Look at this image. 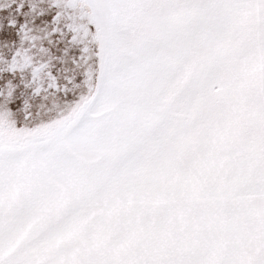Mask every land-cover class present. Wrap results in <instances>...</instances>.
Here are the masks:
<instances>
[{"label":"snow or ice","instance_id":"snow-or-ice-1","mask_svg":"<svg viewBox=\"0 0 264 264\" xmlns=\"http://www.w3.org/2000/svg\"><path fill=\"white\" fill-rule=\"evenodd\" d=\"M0 264H264V0H0Z\"/></svg>","mask_w":264,"mask_h":264}]
</instances>
